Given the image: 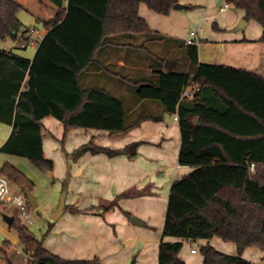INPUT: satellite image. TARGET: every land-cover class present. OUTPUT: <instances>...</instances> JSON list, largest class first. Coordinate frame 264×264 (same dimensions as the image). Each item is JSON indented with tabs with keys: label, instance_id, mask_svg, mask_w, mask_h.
Listing matches in <instances>:
<instances>
[{
	"label": "trees",
	"instance_id": "1",
	"mask_svg": "<svg viewBox=\"0 0 264 264\" xmlns=\"http://www.w3.org/2000/svg\"><path fill=\"white\" fill-rule=\"evenodd\" d=\"M224 1L240 11L244 21L260 27L264 42V0ZM141 3L165 16L175 1L0 0V42L16 38L21 9L46 30L32 61L0 50V122L11 127L0 152L26 158L51 174L54 164L42 148L44 118L60 121L65 134L81 128L120 135L137 125L127 123L120 99L104 89H82L78 75L106 36L150 33L138 16ZM185 49L192 75L156 72V81L137 82L134 92L139 100H156L166 113L177 116V161L190 168L170 187L157 264H176L183 244L197 241L206 242L197 249L202 264H252L241 253L264 249V79L231 67L200 64L197 46ZM195 87L199 90L192 99L181 97L186 88ZM100 150L109 157L119 154ZM0 175L29 192L34 187L14 165L3 164ZM10 228L30 264H100L98 259L70 261L52 254L16 215ZM213 238L234 244L237 255L215 250L209 244ZM8 246L3 241L0 249Z\"/></svg>",
	"mask_w": 264,
	"mask_h": 264
},
{
	"label": "crops",
	"instance_id": "2",
	"mask_svg": "<svg viewBox=\"0 0 264 264\" xmlns=\"http://www.w3.org/2000/svg\"><path fill=\"white\" fill-rule=\"evenodd\" d=\"M172 1L184 7L180 10H174L172 7L165 16L157 14L141 3L138 16L145 20L150 33H118L106 36L102 46L95 50L87 68L78 75L82 89H104L115 99H120L124 105L127 123L137 122L134 128L120 135L81 128H76L81 132H74L72 129L65 134L62 123L57 119L49 116L41 121L44 157L54 164L47 151L49 149L57 153V147L61 148L64 156L65 173L59 177L60 195L62 192L65 193L64 213L55 222L50 218V227L55 223L53 229L55 232L43 239L46 249L59 258L70 261L98 259L100 264H129L132 260L135 264H149L150 258L151 264H156L160 234L167 210L169 196L167 190L172 183L170 185L165 177L152 179L153 175L164 174V169L169 167L166 163L158 162L156 163L159 166H154L153 169L150 167L151 161L148 160L152 150L150 147L161 145L162 148L173 149L178 158L180 132L178 122L175 120L176 115L166 113L156 100H139L134 96V92L137 82L156 81V72L193 74L194 67L190 64L185 49L190 31L201 28L200 32L204 33L201 36L198 34V39H195L198 63L231 67L264 79V42L260 41L262 31L256 23L245 21V25L241 24L244 21L241 12L224 0L223 6H227L224 11H220L223 6L218 10L214 6L217 0ZM239 25L241 28H238ZM45 33L46 30L42 28L39 32L40 37L43 38ZM41 40L38 43L32 41L31 46L37 50ZM167 41L170 45L161 48ZM182 51H185V68L182 66L178 71V58L170 59L168 56ZM35 55L36 51L31 58L19 57L32 61ZM166 60H175V67L165 68ZM131 86L133 90L129 89ZM164 115L172 116L173 125L167 129L168 131L158 124L164 119ZM10 131L9 126L5 136L0 139V145L7 141ZM141 131L148 137L140 138ZM160 137L170 140L171 144L163 143L164 141L157 144L156 141ZM110 139H117L118 141L113 143L116 145L118 142V146H103L105 141H112ZM100 149L118 151L119 154L109 157ZM141 151L145 152L146 158H142V162H137L135 158ZM177 170L184 172L182 175L176 174V179H179L187 174L190 168L181 167L178 163ZM157 180L161 182L158 184ZM161 183L163 185H160ZM19 189L23 195V189L20 187ZM33 189L30 192L32 195ZM10 190L16 191L15 188H8L9 193ZM40 206L37 202V208ZM57 206L53 200H48L42 205L44 212L51 214ZM132 217L139 219L143 225H132L130 223ZM0 230L6 237L4 241L10 245L3 250L0 249V264H30L18 241L1 227ZM164 241L173 242L175 239L165 238ZM185 243L178 254L181 260ZM205 243L203 241V244ZM185 263L189 264L186 261Z\"/></svg>",
	"mask_w": 264,
	"mask_h": 264
},
{
	"label": "rangeland",
	"instance_id": "3",
	"mask_svg": "<svg viewBox=\"0 0 264 264\" xmlns=\"http://www.w3.org/2000/svg\"><path fill=\"white\" fill-rule=\"evenodd\" d=\"M223 4L224 3H222V0H217V3L214 6L218 10L220 6H223ZM17 19H18V21L21 22V28L18 31V33L16 34V38H7L5 41L0 42V50L11 51L12 53H15L18 56H21V57L24 56V57L31 58L34 56L35 51H36V47L31 46V42L34 41V42L38 43L42 39L41 37H39V38L37 37L39 35V32L41 31V29L43 28L42 24L39 22L37 23V21H35V19L30 14H28L27 12H25L22 9H21V11H19L17 13ZM204 27L205 26L203 25V30H204ZM29 30H34L36 33L34 35H29L28 34ZM193 30H195V29H193ZM199 35L200 36L204 35L203 31L199 32ZM196 39H198V37ZM168 45H170L169 41H167L165 44H162L161 48L166 47ZM184 55H185V51H182L181 53H171L168 56V57H170V59L178 58V60H179L178 67H177L178 71L182 68V66L185 68ZM146 81H151V80L147 79ZM129 89H132V86L129 87ZM157 117H159V116H157ZM158 124H160V126H162V128H164V129H166V131H168L167 129L173 125L172 116L171 115H166V116L164 115V119L162 121H160ZM8 129H9V126L0 122V139H2L3 136H5ZM73 131L74 132H81L80 129H74ZM44 132H46V130H44ZM46 133H48V132H46ZM140 133H141L140 138L145 139L146 137H148V135H146L144 131H141ZM161 137L159 138V140L156 141L157 144L159 142H162V141H164L163 143L166 142L169 145L171 144L170 140H164ZM110 140H112V141H105L103 146H106V147H108L109 145L114 146L115 144L113 143V141H118L117 139H110ZM174 140H175V138H174ZM48 141H50V140H48ZM172 141H173V137H172ZM117 144H119V143L117 142L115 147L118 146ZM150 148L152 149L150 159H148L151 161L150 167H152V169H153L154 166H157L158 164H161V163H166V166L169 167L168 169H164V174L159 173V174H156L157 176L153 175L152 179L154 178V180H156L157 178L161 179V178L165 177V178H167L166 181H168L171 185V183H173V181L177 178L176 174L182 175L184 173V172H182L183 170H181V171L177 170V164H178L177 154L176 155L174 154L175 152L173 149L168 150L165 147L162 148L161 145H152V147H150ZM57 149H58L57 153L56 152L54 153L53 151H50L49 149L47 151V155L52 159V161L55 164V169H54L53 173L51 174V176L46 172L39 171L37 169V167L35 165H33L26 158L24 159V158H20L17 156L5 155V154L0 153V166L3 163H8V164L14 165L19 170L22 171V173L25 177H27L29 180L33 181V183H34V189H33L34 195L33 196L36 197L37 202L41 205L40 207H38L35 210H30L29 213L31 214V219L28 222H25L22 219V217L16 212V209L14 207L5 208L4 206L0 205V227L2 229H4L5 232L7 234H9V236H12L16 240H18L16 231L14 229L10 228L7 225V223H5L3 221V217H2L3 215H6L10 218L11 217L14 218V216L16 215V217L21 221V223L27 229H29L36 236L37 239H40L42 241H43V239L48 237V235H52L55 232L53 230L55 223H54L53 227H50L51 226L50 225V223H51L50 218H51L52 214L44 212L42 205L44 203H46L48 200H53L58 205V201L60 200V197H61L60 196V190H61V186H60L61 184L60 183L61 182L59 180V177H60V175L65 173L64 168H63L64 156L61 152V148L57 147ZM144 154H145V152L141 151L137 155L135 160L137 162H139V161L142 162L143 161L142 158H144V157L146 158V156H144ZM59 155H60V158H59ZM156 162H158V164ZM166 170H167V173H166ZM157 182L159 184L161 181L159 182V180H157ZM160 185H163V183H161ZM8 188L9 189H12V188L16 189L15 192L10 190L11 194H14V193L21 194V190L19 189V187L15 183H13L12 181L8 182ZM169 188L167 191H169ZM167 191H165V192H167ZM93 202H95V201H93ZM56 225H57V223H56ZM160 236H161V234H160ZM5 238L6 237L3 236V234L0 230V245L4 240H6ZM200 245H203L202 241L192 242L191 245H190V242L185 243L184 250H182V253H181V257L183 258L182 261L189 262V264L191 262H192L191 264H194L193 262H195L196 264H202V257L198 254V250H197ZM210 245L213 246V248L215 250H217L218 252L220 251L224 254L231 255V256L237 255L236 247L234 246V244H232L230 242H225L221 239L213 238L211 240ZM19 247L21 248L20 245H19ZM191 248L196 250L195 255L190 254ZM241 256L243 259H245L246 261H248L252 264H264V261H263L264 249L263 250H259L257 248L246 249V250H244V252L241 253ZM199 259L201 262L199 261ZM151 263H152V259L149 258V264H151ZM156 264H157V259H156Z\"/></svg>",
	"mask_w": 264,
	"mask_h": 264
},
{
	"label": "built area",
	"instance_id": "4",
	"mask_svg": "<svg viewBox=\"0 0 264 264\" xmlns=\"http://www.w3.org/2000/svg\"><path fill=\"white\" fill-rule=\"evenodd\" d=\"M226 8L227 6L225 5L220 9V11H224ZM200 31L201 28H198L196 31L189 32L187 45L195 44V39L198 37L199 34L198 32ZM35 33L36 32L34 30H29L28 32L29 35H34ZM37 37L39 38L40 34ZM198 90L199 89L197 87L186 89L183 92L182 97L193 98L194 93L197 92ZM175 120H177V116H175ZM248 169L251 173H253L255 169V164L254 163L249 164ZM0 205L4 206L5 208L14 207L16 209V212L22 217V219L25 222H28L31 219V214L29 213L31 209L25 197H23V195L21 194L14 195L9 193L8 182L1 175H0ZM190 252L192 254H195L194 249H191Z\"/></svg>",
	"mask_w": 264,
	"mask_h": 264
},
{
	"label": "water",
	"instance_id": "5",
	"mask_svg": "<svg viewBox=\"0 0 264 264\" xmlns=\"http://www.w3.org/2000/svg\"><path fill=\"white\" fill-rule=\"evenodd\" d=\"M184 6L183 5H179V4H175L173 6V9L174 10H180L181 8H183ZM245 21H242L241 24L245 25ZM238 28H241V26L239 25ZM175 64H176V61L173 60H166L165 63H164V66L165 68L167 69H173L175 67ZM22 194H23V197H25V199L27 200L31 210H35L37 208V201H36V197H34L32 195V193H30L27 189H23L22 190ZM60 200H59V203H58V206L56 208V210L54 211V213L52 214L51 216V220L53 222L57 221L59 219V217L64 213V208H65V193L62 192L61 195H60ZM3 221L5 223H7L8 225H11V223L13 222L14 218L13 217H8L6 215H3ZM130 223L132 225H135V226H142V222L137 219L136 217H132L130 219ZM175 263L176 264H183L184 262L180 259V258H176L175 259ZM129 264H135V261L132 260Z\"/></svg>",
	"mask_w": 264,
	"mask_h": 264
}]
</instances>
